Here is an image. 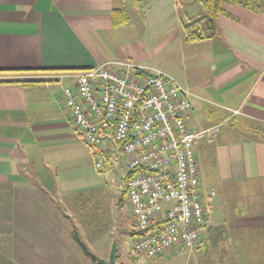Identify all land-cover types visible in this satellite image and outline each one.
Listing matches in <instances>:
<instances>
[{
	"label": "crops",
	"instance_id": "1",
	"mask_svg": "<svg viewBox=\"0 0 264 264\" xmlns=\"http://www.w3.org/2000/svg\"><path fill=\"white\" fill-rule=\"evenodd\" d=\"M183 1L0 0V70L44 71L0 75L39 81L0 85V218L4 203L11 202L16 218L0 235H14L3 246H13L12 255L16 234L33 228L18 219L32 213L38 216L39 253L53 251L63 232L58 205L91 201L87 194L93 197L103 183L83 166L90 164L94 172L98 152L110 163L120 151L109 137L97 149L84 143L63 90L72 87L77 71L123 62L125 56L137 59L134 51L141 45L150 58L161 60L158 71L191 95L185 120L193 131L205 132L195 154L207 214L205 233L193 250L132 260L264 264V12L223 5L225 13L214 18V36L187 43L183 26L205 14L184 12ZM137 38L141 44H131ZM5 228L0 225V232Z\"/></svg>",
	"mask_w": 264,
	"mask_h": 264
},
{
	"label": "built area",
	"instance_id": "2",
	"mask_svg": "<svg viewBox=\"0 0 264 264\" xmlns=\"http://www.w3.org/2000/svg\"><path fill=\"white\" fill-rule=\"evenodd\" d=\"M72 81L62 98L79 136L91 149L109 137L127 162L128 257L193 250L205 233L207 207L195 154L205 132L186 123L190 93L161 71L121 61L76 72ZM103 163L98 152L95 168Z\"/></svg>",
	"mask_w": 264,
	"mask_h": 264
},
{
	"label": "rangeland",
	"instance_id": "3",
	"mask_svg": "<svg viewBox=\"0 0 264 264\" xmlns=\"http://www.w3.org/2000/svg\"><path fill=\"white\" fill-rule=\"evenodd\" d=\"M183 2L184 12L187 13L188 11L194 16L199 13H201V16L204 15L202 7L197 1L184 0ZM137 39L133 40L131 44L134 45L137 42L141 44L140 39ZM126 46L131 48L129 45ZM134 53L137 59H127V56L121 59L128 64L141 62L144 64L143 67L148 66L154 70L158 71V68L160 70L161 60L159 58H150L141 45L135 49ZM153 64H158L157 66L159 67ZM110 146L113 149L115 147L119 149L114 143H110ZM86 149L88 151V148ZM123 159L124 157L120 151L115 150L110 163L106 161L99 173L94 166L95 161L92 164L94 172L90 164L83 166L86 173L92 177H100L103 183L100 190H96L97 192L93 197H89V194H87L88 198H92L91 201H84L79 206L75 201L68 204L71 205L70 207L66 203H62L63 206L58 205L56 217L58 218L59 216L60 221L58 225L63 232L61 231L60 241L53 244V247L55 246L53 251L48 250L46 252L43 249V254L39 253L38 216L32 213L26 219H18V222L21 224L22 221L23 224L26 222L25 228H33L30 229V232L27 231L26 234L25 232L21 235L16 234L19 242L15 246V255H12L13 246L3 247L12 243L15 239L12 232L9 235L5 234L6 236L0 235V264H92L86 260L73 242L72 235L74 233L96 261L97 259L107 260L111 245L115 242L117 259L121 257L128 259V261H116L117 264H153L155 261H133L128 257L129 248L132 246V240L129 235H131L130 231L133 228V224L126 197H123L121 194L124 191L123 186L128 175ZM4 204L6 205L5 215L0 218V225L6 228L0 233L7 232V228L9 226L12 227L16 222V218L12 216V206H14V203L11 202L9 205L8 203ZM0 210H4L3 205H0ZM41 212L47 213L44 210ZM65 216H69L70 218L67 219ZM56 223L53 220V225ZM55 238L59 240L58 236H55ZM51 253L57 255L58 261L54 260V255H51Z\"/></svg>",
	"mask_w": 264,
	"mask_h": 264
},
{
	"label": "trees",
	"instance_id": "4",
	"mask_svg": "<svg viewBox=\"0 0 264 264\" xmlns=\"http://www.w3.org/2000/svg\"><path fill=\"white\" fill-rule=\"evenodd\" d=\"M200 5L204 10V16L199 19H191L189 23L183 26L185 33V41L187 43H195L203 40L210 39L214 36V18L220 14L225 13L222 6H232L238 5L248 10L264 12V0H198ZM116 13H121L123 11L116 10ZM126 18L124 19V21ZM123 21V22H124ZM117 23V22H116ZM43 70H0V75H9V74H27ZM44 72V71H43ZM79 72V71H77ZM34 80H8L0 79V85L7 84H30ZM130 173H128L127 178H129ZM132 234V232H131ZM73 242L81 251L82 255L92 264H97L96 259L89 253L86 246L80 242L76 234L72 235ZM117 259V255L115 257Z\"/></svg>",
	"mask_w": 264,
	"mask_h": 264
},
{
	"label": "water",
	"instance_id": "5",
	"mask_svg": "<svg viewBox=\"0 0 264 264\" xmlns=\"http://www.w3.org/2000/svg\"><path fill=\"white\" fill-rule=\"evenodd\" d=\"M115 257H116V243L114 242L111 245L108 260L105 261V260L97 259V264H116Z\"/></svg>",
	"mask_w": 264,
	"mask_h": 264
}]
</instances>
